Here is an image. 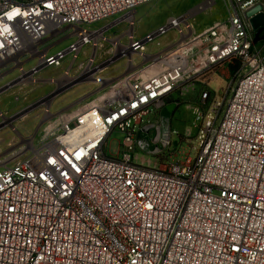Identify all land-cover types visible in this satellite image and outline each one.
Listing matches in <instances>:
<instances>
[{
  "label": "built area",
  "instance_id": "obj_1",
  "mask_svg": "<svg viewBox=\"0 0 264 264\" xmlns=\"http://www.w3.org/2000/svg\"><path fill=\"white\" fill-rule=\"evenodd\" d=\"M153 1L0 0V74L31 58L18 70L21 83L33 81L92 45L86 25ZM263 3L233 0L227 19L196 39L207 45L193 53L189 38L158 57L166 66L124 74L83 111L43 104L44 127L0 159V264H264V52L245 17ZM170 23L130 38L133 52ZM61 38L72 39L62 50L40 46ZM231 60L240 74L220 114L212 100L195 156L168 161L176 144L159 111L184 81Z\"/></svg>",
  "mask_w": 264,
  "mask_h": 264
},
{
  "label": "rangeland",
  "instance_id": "obj_2",
  "mask_svg": "<svg viewBox=\"0 0 264 264\" xmlns=\"http://www.w3.org/2000/svg\"><path fill=\"white\" fill-rule=\"evenodd\" d=\"M232 1L155 0L120 18L114 16L86 25L90 33H99L101 38L95 42L91 38L92 45L84 46L76 58L65 57L60 67L41 69L33 81L21 83L18 70L20 66L25 70L30 68L34 64L31 58L5 70L0 74V159L12 150V142L22 144L28 135L37 130L34 126L41 118L43 104L49 103L52 113L83 111L96 104L124 74L143 67L149 69L152 64L149 72L155 73L166 66L164 61L157 62L158 57L178 50L179 45L189 38L190 41L196 40L199 34L213 28L217 22L225 21ZM129 15L133 17L132 22L126 20ZM171 18L178 19L176 27L172 26L174 28H169L164 34L146 41L143 51L117 53L115 42L121 47H129L130 38L133 41L144 39L165 26ZM70 41L72 39H47L40 46L44 51L54 53L64 49ZM207 44L200 38L190 46L195 53L196 49ZM256 48L264 52V45L256 44ZM240 71V63L231 60L212 66L178 86L168 102L175 104L169 128L177 153L168 161L181 160L188 152L191 157L195 156L197 131L209 113L212 100L221 102L220 114ZM204 92L209 93L206 99L202 96ZM51 124L56 128L58 121L54 119ZM40 139L42 130L37 132L35 145ZM120 139L121 135L117 133L111 135V150L115 149ZM138 155L150 159L152 163H160L148 151Z\"/></svg>",
  "mask_w": 264,
  "mask_h": 264
},
{
  "label": "water",
  "instance_id": "obj_3",
  "mask_svg": "<svg viewBox=\"0 0 264 264\" xmlns=\"http://www.w3.org/2000/svg\"><path fill=\"white\" fill-rule=\"evenodd\" d=\"M245 17L248 21V24L254 32L255 36L253 38V44H256L259 39L257 38L258 33L261 29V27L264 25V8L262 5H255L248 9L245 12ZM175 109V104H167L165 107H163L159 111V115L164 118H170V115L172 114L173 110Z\"/></svg>",
  "mask_w": 264,
  "mask_h": 264
},
{
  "label": "bare ground",
  "instance_id": "obj_4",
  "mask_svg": "<svg viewBox=\"0 0 264 264\" xmlns=\"http://www.w3.org/2000/svg\"><path fill=\"white\" fill-rule=\"evenodd\" d=\"M126 20H128V21H130V22H132L133 21V17L132 16H128L127 18H126ZM172 21V23H170V25L171 26H175V25H177V23H178V19H176V18H171L170 19V22ZM182 33V32H181ZM186 35V34H185ZM89 38H92L93 40H94V42L96 41V39H98V38H101V35L99 34V33H89ZM182 36V35H181ZM184 36V35H183ZM182 36V37H183ZM87 42L89 41L88 39L86 40ZM114 46H115V48L117 49V53L119 54V55H121L122 53H126L127 54V52H130V51H133V49L129 46V47H125V46H122L121 47V44L120 43H118V42H115V44H114ZM42 122L43 121H39L38 123H36V125L34 126V129H42ZM43 127H44V125H43ZM24 142H26V140H24Z\"/></svg>",
  "mask_w": 264,
  "mask_h": 264
},
{
  "label": "flooded vegetation",
  "instance_id": "obj_5",
  "mask_svg": "<svg viewBox=\"0 0 264 264\" xmlns=\"http://www.w3.org/2000/svg\"><path fill=\"white\" fill-rule=\"evenodd\" d=\"M255 34L253 32V38H254ZM257 38L259 39V41L256 44H262L264 45V25L261 27Z\"/></svg>",
  "mask_w": 264,
  "mask_h": 264
},
{
  "label": "snow or ice",
  "instance_id": "obj_6",
  "mask_svg": "<svg viewBox=\"0 0 264 264\" xmlns=\"http://www.w3.org/2000/svg\"><path fill=\"white\" fill-rule=\"evenodd\" d=\"M9 18H11V16Z\"/></svg>",
  "mask_w": 264,
  "mask_h": 264
}]
</instances>
